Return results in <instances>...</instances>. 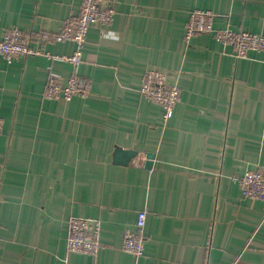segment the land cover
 <instances>
[{
	"label": "crops",
	"instance_id": "1",
	"mask_svg": "<svg viewBox=\"0 0 264 264\" xmlns=\"http://www.w3.org/2000/svg\"><path fill=\"white\" fill-rule=\"evenodd\" d=\"M81 0H0V37L60 30ZM108 26L92 25L82 61L60 59L73 41L0 54V264H264V201L237 177L264 167V46L236 57L211 33L184 39L193 9L216 28L264 36V0H115ZM180 88L165 119L139 87L146 68ZM50 71L91 81L70 100L43 96ZM135 150L127 164L116 147ZM154 153L145 166L146 154ZM147 209L144 253L121 249ZM99 221L100 246L66 247L68 220Z\"/></svg>",
	"mask_w": 264,
	"mask_h": 264
},
{
	"label": "built area",
	"instance_id": "2",
	"mask_svg": "<svg viewBox=\"0 0 264 264\" xmlns=\"http://www.w3.org/2000/svg\"><path fill=\"white\" fill-rule=\"evenodd\" d=\"M114 2L115 0H81L79 10L69 15L57 32L39 29L26 33L18 26H9L0 37V54L6 61L12 62L20 56L42 53L40 48L32 45L33 41L40 43L73 41L75 43L73 51L59 58L76 67L82 61L88 29L94 24L103 26L111 24L115 14ZM213 18L214 12L210 9H193L186 22L184 39L189 41L197 33H211L220 42L231 46L236 57L247 56L250 50H260L264 46L263 35L247 30H235L229 26L216 28ZM90 92V79L78 72H72L64 81L60 75L50 71L43 96L70 100L74 96L85 97ZM139 92L163 108L165 119L171 115L174 105L180 100L179 86L169 82L164 70L155 67L145 69ZM1 126L0 118V128ZM237 179L245 197L264 201V167L246 169ZM146 213V208L140 209L133 225L126 227L122 235L121 249L132 254L134 258H139L144 253ZM99 233L98 220L71 216L68 220L66 247L69 251L93 254L100 246Z\"/></svg>",
	"mask_w": 264,
	"mask_h": 264
},
{
	"label": "water",
	"instance_id": "3",
	"mask_svg": "<svg viewBox=\"0 0 264 264\" xmlns=\"http://www.w3.org/2000/svg\"><path fill=\"white\" fill-rule=\"evenodd\" d=\"M135 154H136L135 150L123 149L118 146L114 150L113 161L120 164H127ZM153 158H154V153L149 152L146 154V161H145L146 167H150L152 165Z\"/></svg>",
	"mask_w": 264,
	"mask_h": 264
}]
</instances>
